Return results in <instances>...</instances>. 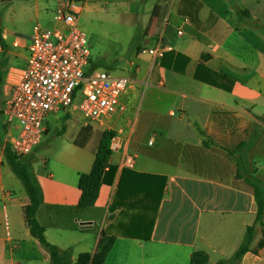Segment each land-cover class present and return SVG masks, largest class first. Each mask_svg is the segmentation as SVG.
I'll return each instance as SVG.
<instances>
[{
  "label": "crops",
  "instance_id": "0c3cea01",
  "mask_svg": "<svg viewBox=\"0 0 264 264\" xmlns=\"http://www.w3.org/2000/svg\"><path fill=\"white\" fill-rule=\"evenodd\" d=\"M71 1L0 0L9 5L0 14V110L11 95L6 68L27 59L33 28L53 24L64 2L77 14L102 5L116 42L127 45L120 63L99 59L93 68L131 81L108 121L114 171L94 206H79L78 183L92 170L101 136L82 132L75 116H65L58 133L45 126L49 142L23 159L42 192L36 219L46 241L65 264L92 258L101 236L113 238L103 264H189L196 252L207 264H264L257 247L264 230L254 226L253 188L236 177L235 150L258 133L243 153L264 182V0ZM160 38L168 48L162 58L142 53ZM13 134L0 119V264H52L26 227L28 199L4 160ZM126 155L132 167L122 165ZM252 226L249 252L230 261Z\"/></svg>",
  "mask_w": 264,
  "mask_h": 264
},
{
  "label": "built area",
  "instance_id": "2783aa9c",
  "mask_svg": "<svg viewBox=\"0 0 264 264\" xmlns=\"http://www.w3.org/2000/svg\"><path fill=\"white\" fill-rule=\"evenodd\" d=\"M54 23L49 30L35 26L25 48L27 59L5 71L4 84L11 95L0 110V119L14 131L8 145L20 158L39 146L46 118L62 110L75 109L86 122L107 129L121 94L131 83L105 70L85 71L90 62L87 40L69 2L62 4ZM167 49L160 38L142 53L159 59ZM122 165L132 167L133 157L126 155Z\"/></svg>",
  "mask_w": 264,
  "mask_h": 264
},
{
  "label": "trees",
  "instance_id": "16d2710c",
  "mask_svg": "<svg viewBox=\"0 0 264 264\" xmlns=\"http://www.w3.org/2000/svg\"><path fill=\"white\" fill-rule=\"evenodd\" d=\"M203 140V146H207L204 133L198 130ZM258 133L253 132L246 142H242L236 146L235 150L240 153L237 162L236 177L243 179L253 188L254 200L256 205L255 225H259L264 230V182L252 175L248 171L245 160V153L256 142ZM114 134L104 132L95 153V160L91 172L88 175L81 176L78 188L81 192L79 206L82 208H92L97 200L100 187L104 183H109L113 177L114 168L109 166V159L112 154L111 142ZM23 158L16 156L10 145L4 147V160L10 167L14 176L20 182L24 193L28 199V205L23 209L24 220L31 236L40 244V246L48 253L52 264H65L63 256L59 254L56 247L49 244L44 236V229L39 225L36 215L43 204L42 192L38 184L31 164L24 161ZM248 227L244 237V242L229 259L232 262L240 260V258L249 252V247L253 239L255 227ZM113 244V238L101 236L96 248V253L92 258L83 254L78 257L76 264H103ZM258 248L264 247V234L257 245ZM208 257L202 252H196L192 255L189 264H207ZM221 264V263H220Z\"/></svg>",
  "mask_w": 264,
  "mask_h": 264
},
{
  "label": "rangeland",
  "instance_id": "374dc122",
  "mask_svg": "<svg viewBox=\"0 0 264 264\" xmlns=\"http://www.w3.org/2000/svg\"><path fill=\"white\" fill-rule=\"evenodd\" d=\"M71 2L75 3L77 1L73 0ZM85 6L87 8L77 14L78 26L86 36L87 46L90 53V62L85 71L93 70L94 64L99 59L110 62L111 64L120 63L127 56V45L123 41L116 42V35L119 34L117 27L112 24L110 17L107 15V12H105L104 7L102 5ZM8 7L9 5L0 4V14H4ZM44 13H42L41 15L44 16ZM48 13L49 11H47L46 14ZM38 24L39 25L36 26H38L41 30H49L54 26V23H48L47 19H45L44 21H40ZM113 74L117 76L118 73L113 72ZM130 84L128 85L129 88L131 87ZM71 109L72 108L66 109L68 111L62 110L57 115L48 116L44 127H54L55 129H57L55 133H58L63 124V119H66L65 116L70 117L73 115L76 117L77 123L79 124L81 131L85 132L86 134H89L90 136H95L99 138L100 136L102 137V132L113 133L111 129L109 131H106V128H102L96 126L93 123L86 122L83 116L77 110ZM41 140L43 143L42 147L47 142H49V138L46 136H44ZM40 152H42L41 148L35 152L37 154L38 160ZM39 164L42 166L41 163ZM4 165L9 169V167L5 163ZM14 179L17 181V183H20L15 176ZM106 215L107 212L105 211V213H103L100 219L99 230L103 227L104 223H107ZM263 234L264 232H262V236ZM243 242L244 240L242 241V243Z\"/></svg>",
  "mask_w": 264,
  "mask_h": 264
}]
</instances>
